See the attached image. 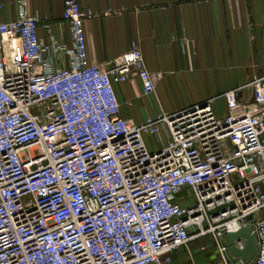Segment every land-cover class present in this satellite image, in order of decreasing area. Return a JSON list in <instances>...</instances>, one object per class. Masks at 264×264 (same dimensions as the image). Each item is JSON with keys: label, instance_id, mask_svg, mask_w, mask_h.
I'll use <instances>...</instances> for the list:
<instances>
[{"label": "built area", "instance_id": "built-area-1", "mask_svg": "<svg viewBox=\"0 0 264 264\" xmlns=\"http://www.w3.org/2000/svg\"><path fill=\"white\" fill-rule=\"evenodd\" d=\"M17 6L0 22V264H174L191 240L246 225L258 252L244 264H264V75L250 100L226 92L222 117L205 101L137 124L116 86L156 93L139 48L91 64L79 0L63 13L71 45H45L29 0Z\"/></svg>", "mask_w": 264, "mask_h": 264}, {"label": "crops", "instance_id": "crops-1", "mask_svg": "<svg viewBox=\"0 0 264 264\" xmlns=\"http://www.w3.org/2000/svg\"><path fill=\"white\" fill-rule=\"evenodd\" d=\"M79 1L93 13L84 22L91 64L110 68L137 47L149 71L159 75L154 94H145L136 78L116 86L121 116L137 124L205 101L222 117L224 94L240 88L238 99L250 100L254 90L248 85L264 75V0ZM65 2L29 0V13L42 19L38 34L47 46L53 39L72 43ZM17 18V0H0V22ZM219 242L225 245L212 235L195 238L173 253L174 264H217Z\"/></svg>", "mask_w": 264, "mask_h": 264}, {"label": "water", "instance_id": "water-1", "mask_svg": "<svg viewBox=\"0 0 264 264\" xmlns=\"http://www.w3.org/2000/svg\"><path fill=\"white\" fill-rule=\"evenodd\" d=\"M224 242L228 253L238 259L239 264L250 262L258 251V240L251 225L227 232Z\"/></svg>", "mask_w": 264, "mask_h": 264}, {"label": "rangeland", "instance_id": "rangeland-1", "mask_svg": "<svg viewBox=\"0 0 264 264\" xmlns=\"http://www.w3.org/2000/svg\"><path fill=\"white\" fill-rule=\"evenodd\" d=\"M222 112H224V111H222ZM151 139H149V141H150ZM153 141V140H152Z\"/></svg>", "mask_w": 264, "mask_h": 264}]
</instances>
